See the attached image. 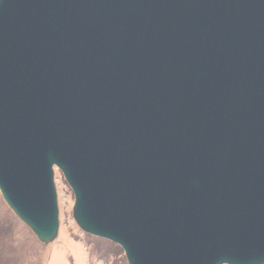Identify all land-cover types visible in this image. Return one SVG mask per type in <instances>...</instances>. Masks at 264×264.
<instances>
[{"label":"water","instance_id":"obj_1","mask_svg":"<svg viewBox=\"0 0 264 264\" xmlns=\"http://www.w3.org/2000/svg\"><path fill=\"white\" fill-rule=\"evenodd\" d=\"M55 167L129 264H264V0H0V191L45 244Z\"/></svg>","mask_w":264,"mask_h":264},{"label":"rangeland","instance_id":"obj_2","mask_svg":"<svg viewBox=\"0 0 264 264\" xmlns=\"http://www.w3.org/2000/svg\"><path fill=\"white\" fill-rule=\"evenodd\" d=\"M54 180L60 230L49 244L37 239L0 192V264H128L118 244L78 226L73 217L74 193L57 167Z\"/></svg>","mask_w":264,"mask_h":264}]
</instances>
